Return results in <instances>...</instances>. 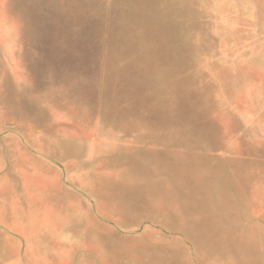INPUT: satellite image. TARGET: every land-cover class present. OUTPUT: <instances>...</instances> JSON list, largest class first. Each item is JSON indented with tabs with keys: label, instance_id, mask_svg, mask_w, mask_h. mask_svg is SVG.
I'll return each mask as SVG.
<instances>
[{
	"label": "rangeland",
	"instance_id": "1",
	"mask_svg": "<svg viewBox=\"0 0 264 264\" xmlns=\"http://www.w3.org/2000/svg\"><path fill=\"white\" fill-rule=\"evenodd\" d=\"M0 264H264V0H0Z\"/></svg>",
	"mask_w": 264,
	"mask_h": 264
},
{
	"label": "bare ground",
	"instance_id": "2",
	"mask_svg": "<svg viewBox=\"0 0 264 264\" xmlns=\"http://www.w3.org/2000/svg\"><path fill=\"white\" fill-rule=\"evenodd\" d=\"M90 230V229H89Z\"/></svg>",
	"mask_w": 264,
	"mask_h": 264
}]
</instances>
